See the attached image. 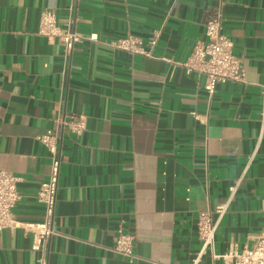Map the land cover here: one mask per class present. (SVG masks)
Here are the masks:
<instances>
[{
  "label": "crops",
  "instance_id": "1",
  "mask_svg": "<svg viewBox=\"0 0 264 264\" xmlns=\"http://www.w3.org/2000/svg\"><path fill=\"white\" fill-rule=\"evenodd\" d=\"M44 9L96 38L67 54L39 32ZM219 9L246 81L210 96L204 74L183 63ZM127 34L154 56L111 45ZM263 83L264 0H0V167L21 194L16 225L0 232V264H39L44 253L25 225L43 219L37 192L51 174L39 137L65 113L88 126L63 134L48 264H190L200 211L238 180L214 252L252 247L264 232ZM119 229L134 234V257L114 249ZM201 264L224 259L209 251Z\"/></svg>",
  "mask_w": 264,
  "mask_h": 264
},
{
  "label": "built area",
  "instance_id": "2",
  "mask_svg": "<svg viewBox=\"0 0 264 264\" xmlns=\"http://www.w3.org/2000/svg\"><path fill=\"white\" fill-rule=\"evenodd\" d=\"M223 13L219 9L206 21L205 34L207 39L197 42L183 65L190 71H198L205 76L204 87L212 96L218 83L226 81L245 82L246 71L243 60L234 52V41L223 32ZM39 32L48 38L58 37L64 45L65 52L72 51L76 43L85 39H95V34H83L75 30L72 23L62 28L52 9L41 12ZM158 33H155L149 43L155 44ZM115 48L131 53H143L154 56L150 48H145L143 41L133 34H127L110 42ZM264 92V83L261 84ZM198 117L196 111H192ZM86 115L62 114L58 117L56 126L47 130L39 138L51 153V174L49 179L43 181L37 192V199L44 205V217L39 222H27L26 227L33 235L32 249L46 252L47 246L53 235L57 233L53 226L55 213L58 180L62 163V138L65 131L77 136L87 129ZM19 178L10 171L0 167V232L5 228L15 226L17 220L13 213L21 194L18 189ZM240 180L230 186V194L226 201L215 208L201 210L198 217V235L201 247L190 264H201L205 254L212 252L216 258L222 257L224 264H264V232L256 239L252 247L240 250L237 244L231 243L227 252L217 254L214 252L216 232L228 205L233 198ZM134 234L119 229L114 249L128 257H134ZM39 258V264H48L47 257ZM147 264H169L157 260H148Z\"/></svg>",
  "mask_w": 264,
  "mask_h": 264
}]
</instances>
